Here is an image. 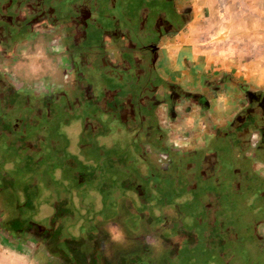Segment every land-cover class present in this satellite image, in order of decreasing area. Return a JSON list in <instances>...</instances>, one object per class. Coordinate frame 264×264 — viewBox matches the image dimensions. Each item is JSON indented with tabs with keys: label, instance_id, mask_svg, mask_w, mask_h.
Listing matches in <instances>:
<instances>
[{
	"label": "crops",
	"instance_id": "crops-1",
	"mask_svg": "<svg viewBox=\"0 0 264 264\" xmlns=\"http://www.w3.org/2000/svg\"><path fill=\"white\" fill-rule=\"evenodd\" d=\"M145 1L0 0L2 26L5 28L8 25L7 28L11 32L21 27L19 36L14 37L10 45L0 47V98L3 100L0 114L8 115L7 110L14 108V105L10 104L9 107L5 104L4 100L8 97L23 99L53 96L54 98L56 94L55 98L61 99L66 95L69 102L57 104L56 112L59 109L63 113H70L72 118L76 116L75 113L80 112V115L85 116L82 125L83 133H85L101 125L98 119L86 118L91 114L86 108L100 103L104 107V101H99V98H103L105 102L108 101L111 104L114 108L112 112L126 124L130 132L138 129L137 124H142L140 128L150 131L153 136L154 133L158 135L161 131L163 134L159 137L165 144L182 147L192 154L187 165L178 168L180 170L177 171V175L162 177L163 180L165 179L164 187L167 189L165 210L175 209L176 211L186 206L181 196L178 199L174 198L175 183L181 181L182 177H186L185 188L195 190L199 196H202L200 192L203 190L222 194V196L225 193L227 199L231 198V200L234 195L237 198L244 195L245 197L237 200V206L234 204V208L229 210V214L239 211V203L246 202L250 210H253L257 203L264 204V144L258 141L259 146L254 145L257 141L256 135L262 136L264 132V120H257L252 124L248 121H235V116L250 105L247 93L258 92L264 97V62H261L260 58H252L251 51L255 44L247 43L248 39L243 38L240 45H235L231 41L212 39L208 43V41L198 40L199 36L208 32L213 36L220 32L224 33L223 31L245 37L251 36L252 32L264 34L261 25L254 28L249 24L245 25V19H254L262 24L264 0H213L218 8L211 14L204 11L203 7L198 10V5L194 6L193 0H150L152 3H159L156 10L159 21L153 22H149L151 9L148 1ZM171 2H173V9H166L165 4ZM64 3L66 6L63 5ZM56 4L61 8L65 6L66 12L69 11L66 13L67 22H69L66 27L67 32L72 31L70 27L73 25V32L83 36L75 44L71 41L68 44L64 43V49L60 43L62 34L57 27L58 23H54L58 14L55 8L50 7ZM41 9H45L41 20L34 21L33 19L37 18V13ZM81 9L85 21L80 23L77 19ZM173 12L177 14V17L173 25H169V17ZM214 18L218 20L217 26H215ZM236 18L238 22L242 20V25L234 23ZM210 20L211 24L208 23ZM221 20L232 23L220 30L218 23ZM146 45L152 49L146 50ZM68 46L82 50L83 55L74 56V59L70 58L65 54ZM141 52L146 53V56ZM22 56H47L50 67L45 73L41 70L32 73L29 63H24L20 64L16 70V58ZM124 79L131 83L130 89L125 88ZM10 80L20 89L12 88L11 90ZM166 82L179 86L189 94L193 92L204 96L206 104L193 103L190 111H179L174 117L167 115L166 108L159 105L156 111L162 123L160 129L151 122L148 113L144 110L139 113L138 119L134 120L137 105L140 108L147 106L148 101L156 97L155 91H161ZM15 103L17 105L19 101ZM190 104L191 102L180 104L179 108L184 109ZM13 126L15 129H21V122L16 120ZM0 130L6 129L2 126ZM159 137L156 139L159 140ZM211 137L216 139L213 147L206 152L211 159L203 158L201 160L203 164L198 166L195 163L191 164V161L195 162L196 154L193 150L204 147L207 138ZM133 139L134 133L126 144L134 146ZM229 142L234 145L231 148H235L232 152V158L235 161L239 162L243 158L251 157L252 173L245 175L244 187H255L257 190L239 189L237 177L232 178L234 172L231 167L223 172L216 170L222 168L224 158L227 157H224V154L230 152ZM108 144V142L107 145L99 142L97 146L107 148ZM222 145H226L227 152H224ZM87 149L96 154L98 163L114 164L108 172L121 171V174L108 175L106 179L114 180V184L109 188L105 184L104 189L100 188V192L107 189L116 193L118 189L123 188L127 191L131 187L130 178L134 177L132 161H130L131 165H128L121 157L108 159L107 150L102 149L98 155L97 148L92 151L90 145H83L80 151L82 155L88 154ZM155 158L156 162L160 161L158 156ZM84 161L90 163V160ZM196 162H198L197 159ZM208 164L211 168L207 170L217 171L216 175L211 177L212 174L204 171ZM93 169H97V179L102 181L103 176L100 170L94 166ZM187 169L189 172L186 171ZM143 170L147 171L141 168V171ZM194 171L197 173L190 176V173ZM199 176L206 179L210 185L209 188L199 186L197 183ZM169 178L170 182H167L166 179ZM126 180L129 182L126 183L127 185L124 184ZM155 185L156 188L160 186L156 183ZM216 186H220L219 189ZM103 193L106 194L107 191ZM110 194L111 198L114 193ZM134 194L137 195L133 191L132 196ZM128 202L129 199L125 201V204L127 205ZM199 202L202 203L201 199Z\"/></svg>",
	"mask_w": 264,
	"mask_h": 264
},
{
	"label": "rangeland",
	"instance_id": "rangeland-1",
	"mask_svg": "<svg viewBox=\"0 0 264 264\" xmlns=\"http://www.w3.org/2000/svg\"><path fill=\"white\" fill-rule=\"evenodd\" d=\"M146 1L151 9L152 18L158 10L159 3ZM193 2L194 6L198 5V10L203 7L204 11L209 14L218 8L213 0H193ZM214 20L217 26L218 20L215 18ZM261 22L262 24L254 19H245V25L249 24L252 28L261 25L264 32V20ZM208 23L211 24V20ZM229 23L232 22L221 20L218 23L220 30L227 28ZM234 23L242 25L243 22L242 20L238 22L236 18ZM223 32L215 36L208 32L199 36L198 40L208 41V43L212 39L231 41L235 45H240L243 38L248 39L247 43L255 44L251 51L252 58H260V61L264 62V34L252 32L251 36L246 35L245 37ZM141 54L146 56L144 52ZM16 59V70L20 64L24 63H29L32 73L40 72V70L45 73L50 67L47 56H22ZM124 80L125 88L130 89L131 83H128L127 79ZM99 101H104V107L100 103L86 108L87 112L91 113L86 118L98 119L101 125L85 133L82 127L85 116L80 115V112L75 113L76 116L72 118V114L63 113L59 109L55 112L56 114L50 115L39 113L38 115L30 108L18 111L21 129L14 128L12 133L16 137H25L27 140L42 143L43 147L39 155L44 156L53 164L51 171H49L48 163L39 165L31 162L27 163V169L22 168L24 171H19L18 167H14L15 164L6 165L10 167V170L6 167L3 169L1 161L9 159L12 161L13 157H8L7 153H4L7 147L8 131L0 132V264H53L51 253L56 250L59 238L51 234V225L55 220L58 222L55 221L54 224H57V227L73 244L83 242L81 246L85 249H89L90 245L98 247L102 256L106 258L99 262V255H94L89 264H107V259L111 261V263L108 262L109 264H226L221 261L220 256H217L220 239L219 226L208 227L207 232L206 228L210 219L208 220L204 212L203 203L199 202V193L185 188L186 177L178 181L181 185L175 183L174 187L176 194L174 198L178 199L181 196L186 202V206L181 207L180 211L165 210L167 189L164 185L166 186V182L159 179L158 175L152 174L148 181H145L139 175L134 174V180L137 179V182L144 186L145 192L141 195L132 196L131 187L127 191L123 188L118 189L116 193L105 189L107 193L102 195L100 188L104 189L105 184L109 188L114 183V180L106 179L108 175L121 174V171L108 172L114 164L111 162H108L109 164L98 163L96 154L88 149V154L82 155L80 151L83 145H90L92 151L97 148L98 155L102 149L107 150L108 159L121 157L128 165H131L130 161H132L140 170L145 169L146 165L142 163L144 159L141 147L126 144L135 132H130L126 124L122 123L119 117L112 112L114 108L108 101L105 102L103 98H99ZM12 117V114L5 115V120H10ZM67 122L68 125H66ZM99 142L109 144L107 148L98 147ZM34 156L38 157L36 153ZM84 160H90V163H85ZM93 166L100 170L103 176L100 175L103 178L102 181L87 179L86 182L81 183L75 179V176L80 178L89 176ZM34 168L37 170L35 171ZM45 169H49V172ZM80 171L81 173H77ZM157 181L160 182L158 188L155 185ZM197 181L202 188L210 186L201 176L197 178ZM126 183L129 182L126 180L124 184ZM150 183L153 187L148 188ZM219 187L216 186L217 189ZM33 192H40V194L33 197L31 196ZM109 193H114L112 199ZM122 195L125 197L123 198ZM243 197L245 196L240 195L237 198L234 195L232 200L223 197L220 200L223 204V213L214 218L215 223L227 221L229 210L234 208V204L237 206V200ZM127 198L129 202L126 205ZM19 217L22 218V223L37 222L40 226H46L43 227L48 231L44 243L39 238L40 236L31 232L22 233L23 231L20 232L17 229L20 226H17L18 222L15 223L14 220L20 219ZM229 223L232 224V222ZM235 232L246 235L240 230ZM192 242L195 243L192 244ZM229 245L233 249H239L234 253L235 262L233 264H264V253L253 250L249 244L238 247L234 242Z\"/></svg>",
	"mask_w": 264,
	"mask_h": 264
},
{
	"label": "flooded vegetation",
	"instance_id": "flooded-vegetation-1",
	"mask_svg": "<svg viewBox=\"0 0 264 264\" xmlns=\"http://www.w3.org/2000/svg\"><path fill=\"white\" fill-rule=\"evenodd\" d=\"M166 4H165L166 9H169V8L173 9V2L167 5ZM56 5L50 6V7L55 8L58 14L57 18H55L54 23H58L57 27L62 34L60 38L61 39L60 43H61L62 48L64 49V46H63L64 43L68 44L71 41L72 43L74 42L75 44L77 40L82 39L83 36L80 35V33L78 34V33L73 32L74 30L73 25H71L70 27L72 31L67 32L66 27L69 22H67L68 18H66V13H68L69 11L66 12L67 8L65 7L66 6L65 3L63 4L65 5L63 8L59 7L58 5L56 6ZM44 12H45V9L43 10L41 9L40 12L37 13V18H34L33 20L40 21ZM155 13H156L155 16L152 18H151L152 13L151 12L149 13V18H148L149 22L159 21V14L157 13V11ZM176 17H177V14H174V12L171 13L169 17L170 19L169 25H173V22L175 21ZM77 20L80 23L85 21L82 9H81V14L78 15ZM4 25L6 24L4 23ZM7 27L9 26L6 25L5 28L4 26H2L1 19H0V47L4 45H10L14 37L16 38L19 36L21 27L14 30V32H11L10 29ZM151 49L152 48L146 45V50H151ZM150 53H153V52L150 51ZM65 54L69 55L70 58L74 59V56L83 55V51L77 49L76 47L71 48L70 46H68L65 49ZM135 62H136V59L134 55V64ZM9 85H10L11 90L12 88L20 89V88H17L19 86H15L14 83L11 82V80H10ZM134 85L135 87H137V84L134 83ZM155 93H156V97L154 96V99H151L150 101H148L147 106L140 108L137 105L134 111V114H135L134 120L138 119V116H140L139 113H141V111L144 110L148 113V116L151 119V122L152 123L154 122L156 127L159 129L162 127L160 115L156 111V108L159 105H162L166 108L165 110H166L167 115L174 117L176 116V114H178L179 111H182V110L190 111L191 108H193V103H198V104L202 103L203 105L206 104V98L204 96L202 97L198 93H193V92L189 94L188 92L181 89L179 86L173 85L167 82L163 85L161 91L158 92L156 90ZM14 95L15 94H13L12 96ZM247 95H248V98L250 99V105H247L243 110H241V112H239L235 116V121L237 122H240V121L247 122L248 121L251 124L257 120L263 121L264 120V97L263 95L258 92L247 93ZM55 96L56 94L54 95V98L53 96H51L50 98L26 97L23 99L22 98L16 99L15 97L9 98L7 96L8 98L4 100L5 104H7L9 107H10V104L14 105V108L7 110L9 115L11 114L13 115V117L10 118L12 124L14 125L16 120H19V121L21 120L20 117H18L20 116L18 114V111H20L23 108L24 109L30 108L31 110L35 111L36 114L39 113L41 115L56 114L55 112H56L57 104H65L69 102V99H68V96L66 95L63 96L61 99H56ZM15 101H19V103L17 105L16 103L14 104ZM2 102L3 100L2 98H0V107L2 105ZM186 102H191L190 106L184 109L182 108L180 109L179 105L185 104ZM139 119L141 118L139 117ZM138 122L141 123V121H138ZM137 126H138V129L134 131L135 132L134 139H133L134 146L138 145L139 147H141V151H142V155L144 159V165H146L145 169L147 171L143 173V171H141L134 164H132L134 174L139 175V177H141V179L145 181L146 180L148 181L149 176L152 174L158 175V177H161V178L162 177L167 178L175 174L177 175V171L180 170L178 169L180 168V166L187 165L189 158L192 157V154H190V151L188 153V151L186 149H183L182 147H178L172 144L170 145L168 143L165 144L163 142V139L159 137V135L163 134L161 131L158 132V135L154 133V136H153L151 135L150 131H144L140 128L141 126H143L142 124H137ZM157 137H159L160 139L159 140L156 139ZM256 138H257V141L254 143V145H257L258 147L259 146V144H257L258 141L259 142L261 141L264 144V132H262V136L256 135ZM215 142H216V139L214 137L207 138V142H205V145L203 144L204 147H198L195 150H193L194 154H196V155L193 154L195 157V162L191 161L190 163L191 164L195 163L196 166H198L200 164H203L201 163V160H203V158L205 159L207 157L211 159L209 156H207L206 152H208L210 147H213V144ZM231 143L230 142L228 143V148L230 150L229 153L227 152L226 145L224 146L222 145L224 152H227V154H224L225 155L224 157L226 156L227 157L224 158L225 162L221 166L222 168L218 167L220 169H216V170H222L223 172L224 170H227L229 169V167H231L232 171L234 172L232 178L234 179V177H237L238 182L240 184L239 189L241 190L246 189L250 191L257 190V188L255 187H249V188L244 187L245 175L247 176L252 173L251 157L243 158V160L239 162L235 161V159L232 158V152L235 148H231L232 146H234ZM260 150L262 149L260 148ZM155 156H158V158L160 159L159 162H156ZM196 159L198 160V162L200 161V163L196 162ZM209 165L210 164H208L207 166L208 168L206 167V170L204 169V171L208 174H212L211 175L212 177L216 175L217 171L212 172L211 170H207L211 168V166ZM148 170L150 171L148 172ZM186 171L189 172L188 169ZM195 173L197 172L194 171L190 173V176H193ZM130 180H131V187L133 191L135 189V192L137 193V195H141L145 192L144 186L142 183L137 182V179L134 180V177L130 178ZM166 180L170 181V178ZM150 187H153L151 183H150V186H148V188ZM204 193L210 194L209 191L207 192L203 190L202 192H200L201 195H204ZM238 206H239V211L230 212V214H228L227 216V221L232 222V224H234V222L238 223L240 231L246 234V235H241V233H239L240 234L239 237L243 239V241L240 242V247L247 246V244H249V247L252 248L253 250H259L264 253V204L257 203V205H255V208L253 210L252 209L250 210V208H248L246 202L239 203ZM173 211H175V209H173ZM14 221H16L15 223L18 222L16 225L20 226V228H17L19 229L20 232L23 231L22 233L24 232L34 233V235L36 234V236H40L39 238L42 239L44 243V240L46 239V236H47L46 232L48 233L47 229L43 228V227H46L45 225L41 224L43 226H40V224L37 222L22 223V219H15ZM54 222L51 225L52 227L51 234L55 238H58V237L59 238L57 240L58 242H57L56 250L52 251L51 253L53 264H89L90 259L94 255L96 256L99 255L98 257L100 258L99 262H101L102 260H106V258L102 256V253L98 250V247H93L90 245L89 249H85L81 246L83 242L82 243L80 242L79 244H73L72 241L67 239V237L64 235V232H62L60 228L57 227V224L56 223L54 224ZM22 226H24L25 228H21ZM227 238H228L227 246L230 247L229 244L233 243L232 239H234V237L228 236ZM228 255L229 257L227 258V264H233L235 262L234 253L229 252ZM107 261L109 262L110 260L107 259ZM108 262L107 264H109Z\"/></svg>",
	"mask_w": 264,
	"mask_h": 264
},
{
	"label": "trees",
	"instance_id": "trees-1",
	"mask_svg": "<svg viewBox=\"0 0 264 264\" xmlns=\"http://www.w3.org/2000/svg\"><path fill=\"white\" fill-rule=\"evenodd\" d=\"M9 121H10L9 119L7 121L5 120V115L0 114V128L2 126H4V129H6V131H8L7 137H6L7 147L4 150V153H7L8 157H11V156L13 157L12 161H10V159L7 161H5V160L1 161L3 169H5V167H6V168H8L7 170H10V167L6 166V165L15 164L14 167H18L19 171H21V170H23L22 168L27 169V166H26L27 163L31 162L33 164L36 163L39 165L41 163H48V165H50V168H49L50 170L49 169L48 170L49 171L53 170V168H52L53 164L50 161H47L44 156L39 155L40 151H42V147H43L42 143H39V142L37 143V142H33L32 140H27L25 137H16L12 133V131L14 130V126H13L12 122L11 121L9 122ZM0 132H3V130H0ZM38 137L40 138V134L38 135ZM34 153H36L38 157L34 156ZM142 163H144V162L142 161ZM37 168H34V170L36 171ZM48 170L45 169V171L49 172ZM90 172H92V173H89V176H83L81 178L78 176H75V179L79 180V182H81V183L86 182L87 179H90L92 181H94V180L97 181L98 180L97 179V169H93ZM77 173H81V171L77 172ZM155 183L158 185L160 184L159 181H157ZM112 184H114V183H112ZM103 192H102V194H104ZM39 194H40V192H33V193H31V196L35 197V196H39ZM223 197H226L225 193L223 194V196H222V194L210 193V194H205V195L199 196L198 198L201 199V202L204 205V212L208 216V220L210 219V223L207 224V228H206L207 232H208V227L212 228V226H214V225L219 226L218 230L220 232L219 233L220 239L218 241L219 246H218L217 250L219 253H217V256H220L221 261L223 263L227 264V258L229 257L228 253L229 252L235 253V252L239 251L238 248L233 249L232 247L227 246L228 245V238L227 237L228 236L235 237L234 239H232V242L237 243L238 247L240 245L241 238L239 237V233L235 232L237 230H240L238 223L234 222V224H231V223H229V221H225V222L219 221V223L216 224L214 221L215 220L214 218H216L218 215L223 213V206H222L223 204L220 201L223 199ZM20 219H22V218H20ZM193 243H195V242H192V244Z\"/></svg>",
	"mask_w": 264,
	"mask_h": 264
}]
</instances>
